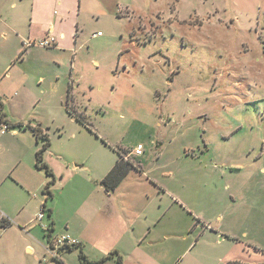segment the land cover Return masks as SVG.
I'll use <instances>...</instances> for the list:
<instances>
[{
    "label": "rangeland",
    "instance_id": "obj_1",
    "mask_svg": "<svg viewBox=\"0 0 264 264\" xmlns=\"http://www.w3.org/2000/svg\"><path fill=\"white\" fill-rule=\"evenodd\" d=\"M95 14L79 15L73 53L36 45L24 59L0 58V96H25L8 109L43 121L50 152L69 159L91 152L99 161L100 137L117 156L143 146L144 169L179 205L154 198V211L178 226L154 244L161 264L166 249L172 264H264V0H151L136 39ZM66 75L78 85L69 97ZM77 110L91 129L72 122Z\"/></svg>",
    "mask_w": 264,
    "mask_h": 264
},
{
    "label": "crops",
    "instance_id": "obj_2",
    "mask_svg": "<svg viewBox=\"0 0 264 264\" xmlns=\"http://www.w3.org/2000/svg\"><path fill=\"white\" fill-rule=\"evenodd\" d=\"M149 2L151 0H0V58L13 53V58L24 59L32 50L23 47V40L50 33L56 37V44L46 48L48 52L73 53L80 41L78 17L84 10L96 13L97 20L104 17L121 21L120 25L131 29V39H136L138 30L143 31L141 13ZM160 12L156 11L158 15ZM74 80L72 75L64 76L62 95L65 91L70 94L71 89L77 90ZM17 87L22 91L26 89ZM15 98L0 96L4 121L8 125L36 126L48 136L43 121L26 115L15 116L8 109L11 100L21 105L25 101V96ZM71 115L73 123L76 115L84 117L78 110ZM9 129L0 131V218L9 222L7 227L0 228V264H117V255L125 264H161L154 257V244L167 242L169 236L178 231V226L175 220L164 221L161 214L154 211V198L161 195L157 206L162 207V198L166 197L169 202L165 209L179 205L170 197L163 182L144 169L141 160L144 151L140 155L134 153L139 143L121 147V150L115 148L116 152L120 151L117 156L107 152V146L111 149L114 146L100 137L98 150L105 153H101L99 161L96 156L91 159V152L69 159L62 152H50L48 136L49 145L41 154L46 170L37 163L43 139L37 138L29 128ZM94 144L97 143L93 142L92 146ZM120 158L130 161L133 167L112 191H106L100 180ZM56 193L62 197L61 202L53 198ZM49 195L53 198L50 203ZM43 204L51 225L43 223L45 217L40 222L35 219ZM56 227L59 231H53ZM188 230V225L180 229ZM63 233L69 234L75 245H79L87 262L79 257V248L52 249L54 239ZM181 235L184 238L183 232ZM112 251L117 254L109 256ZM74 252L78 253V259L72 255ZM173 252L166 249L164 257L168 264L174 261ZM234 261L229 264H237L238 261Z\"/></svg>",
    "mask_w": 264,
    "mask_h": 264
},
{
    "label": "trees",
    "instance_id": "obj_3",
    "mask_svg": "<svg viewBox=\"0 0 264 264\" xmlns=\"http://www.w3.org/2000/svg\"><path fill=\"white\" fill-rule=\"evenodd\" d=\"M68 97H69V92H68ZM1 107H2V104L0 101V108ZM75 117L77 120H79L83 124L85 123V126H87V128L91 129L88 126L87 122L84 120L83 116L76 115ZM16 126L29 128L33 131V133L35 134V136L37 138L43 139L44 143H43L41 149L37 152V163H38V165L46 168V170H47L46 165L41 162V160H42L41 154H42L43 150H45L47 148V146L49 145V138H48L47 134L42 133V131L38 127H36V126L34 127V126L29 125V124L13 123L12 125H9V127H16ZM117 151H119V150H117ZM131 167H133V164L130 161L125 160L124 158L118 159L116 161L115 165L113 166V168L100 180V184L103 185V187L105 188L106 191H112L116 187V185L122 180V178L128 173V171ZM43 206L45 208L44 204H43ZM0 225L7 227L9 225V222L5 219L2 221L0 220ZM63 248H67V249L79 248V245L74 244L71 246H65ZM114 254L116 255L117 252L112 251V252H110L109 256L114 255ZM79 257L81 258V260L83 262L88 261L81 249L79 250ZM116 262H117V264H125L120 255L116 256Z\"/></svg>",
    "mask_w": 264,
    "mask_h": 264
},
{
    "label": "built area",
    "instance_id": "obj_4",
    "mask_svg": "<svg viewBox=\"0 0 264 264\" xmlns=\"http://www.w3.org/2000/svg\"><path fill=\"white\" fill-rule=\"evenodd\" d=\"M97 34H100L98 32ZM56 44V37L53 34H47L46 36L40 37V38H27L23 40V47L28 48L31 46H40L43 48H50L55 46ZM9 129V125L4 121L3 115L0 112V131H6ZM143 147L141 144L137 145V147L134 149V153L137 155L142 154ZM46 215V209L44 206H42L39 211L37 212L35 219L40 222ZM0 220H4L3 217L0 218ZM42 227H46L45 225H42ZM0 228H5L4 226L0 225ZM75 241L71 238V236L67 233H63L58 235L54 241H53V248L54 250H58L60 248H63L65 246H71L74 245Z\"/></svg>",
    "mask_w": 264,
    "mask_h": 264
}]
</instances>
